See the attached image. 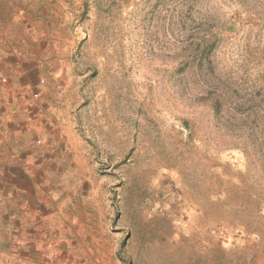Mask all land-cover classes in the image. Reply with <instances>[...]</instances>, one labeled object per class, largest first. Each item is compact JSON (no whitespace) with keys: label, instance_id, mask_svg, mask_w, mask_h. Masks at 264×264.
<instances>
[{"label":"rangeland","instance_id":"374dc122","mask_svg":"<svg viewBox=\"0 0 264 264\" xmlns=\"http://www.w3.org/2000/svg\"><path fill=\"white\" fill-rule=\"evenodd\" d=\"M201 41L213 76L185 66ZM7 51L4 128L71 218L34 264H264V0H0Z\"/></svg>","mask_w":264,"mask_h":264},{"label":"crops","instance_id":"0c3cea01","mask_svg":"<svg viewBox=\"0 0 264 264\" xmlns=\"http://www.w3.org/2000/svg\"><path fill=\"white\" fill-rule=\"evenodd\" d=\"M15 55L0 52V57L8 60L0 63V96H4L3 103L0 99V247L15 251L20 264H34L41 251L68 247L60 237L70 232L71 218L62 212L66 203L54 201L56 187L64 188L65 182L45 178L47 150L23 146L28 138L21 137L24 141L20 142L12 125L10 131L4 128L5 123L16 121L9 113L14 108L9 93L19 76L18 64L11 61ZM40 172L44 174L40 176ZM33 175L39 177L33 179Z\"/></svg>","mask_w":264,"mask_h":264},{"label":"trees","instance_id":"16d2710c","mask_svg":"<svg viewBox=\"0 0 264 264\" xmlns=\"http://www.w3.org/2000/svg\"><path fill=\"white\" fill-rule=\"evenodd\" d=\"M208 41L200 42L197 43L196 45L194 44V54L190 56L186 61H185V66L190 65L191 68L195 69L198 72H202L205 70L206 72L210 73L212 76L215 74V69L213 67V63L211 61V56L213 52L217 48V43H212L210 44ZM213 96H214V112L218 116L222 112H224V107H225V99L226 95H224V92L219 89L218 87H213ZM227 111V110H226ZM240 205L236 209H238ZM228 208L227 210H229ZM235 209L233 213L238 214L239 212ZM231 210H234L231 208ZM230 211H227V213ZM263 228V227H261ZM259 234H256L258 239H259V245L260 247H264V231L260 229Z\"/></svg>","mask_w":264,"mask_h":264},{"label":"built area","instance_id":"2783aa9c","mask_svg":"<svg viewBox=\"0 0 264 264\" xmlns=\"http://www.w3.org/2000/svg\"><path fill=\"white\" fill-rule=\"evenodd\" d=\"M34 97L37 98V94H35Z\"/></svg>","mask_w":264,"mask_h":264}]
</instances>
